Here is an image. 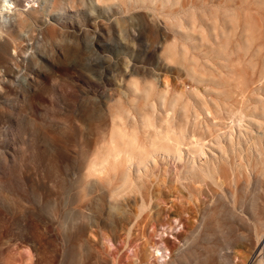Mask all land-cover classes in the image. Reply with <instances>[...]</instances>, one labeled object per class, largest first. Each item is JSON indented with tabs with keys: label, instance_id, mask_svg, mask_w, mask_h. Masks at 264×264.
Wrapping results in <instances>:
<instances>
[{
	"label": "rangeland",
	"instance_id": "374dc122",
	"mask_svg": "<svg viewBox=\"0 0 264 264\" xmlns=\"http://www.w3.org/2000/svg\"><path fill=\"white\" fill-rule=\"evenodd\" d=\"M84 2L96 15L73 14L81 31L66 34L74 41L65 51L66 63L77 60L89 77L100 80L108 73L116 84L105 90L116 97L108 107L111 130L107 140L101 134L94 145L89 177L96 176L91 166L117 141L126 147L134 139L147 151L126 126L137 113L146 128L148 120L158 130L165 120L173 128L179 120L189 126L196 120L194 126L203 129L196 136L203 138L213 117H224L229 108L243 106L264 119V0H119L107 7ZM31 4L0 0V28L14 33L11 51L0 55V189L7 190L12 208L8 215L0 212L6 233L0 238V264H32L22 244L28 239L41 264H55L64 236L78 244L81 264H264V127L249 129L255 139H242L228 162L221 161L219 186L192 176L187 161L157 156L141 177L132 171L128 185L125 180L116 188L110 202L94 203L87 195L73 202L65 195L55 150L49 148V159L42 161L35 130L69 133L63 93L71 95L75 85L65 81L61 95L46 92L47 103L28 97L21 61L31 53H16L35 38L18 41L16 29L21 17L36 19ZM63 11L57 5L54 15ZM89 18L92 25L86 28ZM158 50L175 75L149 66ZM70 103L74 108L75 101ZM69 171L64 165V173Z\"/></svg>",
	"mask_w": 264,
	"mask_h": 264
},
{
	"label": "clouds",
	"instance_id": "9594fccd",
	"mask_svg": "<svg viewBox=\"0 0 264 264\" xmlns=\"http://www.w3.org/2000/svg\"><path fill=\"white\" fill-rule=\"evenodd\" d=\"M117 3L119 0H92L93 7H107ZM57 5H60L61 9L64 10L61 16L54 15ZM30 6L37 9L34 13L36 19L29 20L21 17L22 22L16 29L20 34L16 38L18 41L21 38H25V42L29 38H35L34 43L23 50L18 48L16 53L17 57L21 51L31 53L28 58L21 61L25 73V83H29L31 90V95L28 97L33 100L39 99L41 103H47L46 92L56 91L58 95H61L63 93L61 85L65 81H72L75 85L71 95L63 93L67 120L65 126L70 131L67 135H60L54 129L37 128L35 135L39 157L42 161H47L50 155L48 149L55 150L54 159L59 162L61 174L65 175V195L69 196L73 202L78 195H87L93 199L94 203L110 202L112 193L124 183L132 172L133 165L138 164L142 167L145 161L152 160L155 155V152L152 151V144L157 139L154 136L155 128H146L138 113L135 117H130L126 126L130 133L135 131L138 139L145 142L148 146L147 151H142L139 144L133 149L130 144L124 147L122 143L117 141L121 155L114 166L110 162L107 176L89 177L88 160L94 145L101 134L107 140L111 130L108 107L109 104L115 103L116 97L114 94L110 96L105 90L115 89L116 84L108 79V73H105L104 78L100 80L96 76L89 77L88 72L83 70L77 60L73 63H66L65 51L74 47V41L67 40L66 34L72 33L79 36L81 31V25L79 21L74 19L73 14L88 10L90 17H92L96 13L92 11L89 5L85 4L84 0H66V2L65 0H35ZM7 10L8 6L5 5V11ZM91 25L92 20L86 19L84 26L90 28ZM38 33L43 36V39L38 38ZM13 34L4 28H0V55H7L11 51L10 36ZM100 50L99 45H97V51ZM151 55L153 60L149 66L157 67L158 65L157 70L163 74H176L172 68L166 67L165 63L161 62L159 50ZM8 88L12 89L10 86ZM37 88H39V93L36 91ZM4 91L8 93L5 87ZM71 101H75L74 108L70 103ZM22 110L23 108L20 111ZM39 111L40 109L36 107L35 112L38 113ZM197 122L194 120L193 126H189L188 123L179 120L176 127L168 131L167 138L163 135L158 138L159 145L176 143L181 137H194L203 131L202 128L194 126ZM159 123L163 125V115H161ZM215 124L216 120L213 117L214 130ZM160 150L164 151L165 148L161 147ZM64 165L70 169L66 174L64 173ZM6 191V189H0V212H3L4 215L10 214L12 210L11 206L6 203ZM5 234L4 226L0 223V238ZM32 243L31 239L22 241L23 247L31 257L32 264H41L40 252L32 246ZM81 260L80 250L74 238L62 237L60 246L55 253V264H81Z\"/></svg>",
	"mask_w": 264,
	"mask_h": 264
},
{
	"label": "bare ground",
	"instance_id": "6f19581e",
	"mask_svg": "<svg viewBox=\"0 0 264 264\" xmlns=\"http://www.w3.org/2000/svg\"><path fill=\"white\" fill-rule=\"evenodd\" d=\"M27 1L29 3L35 2V0H27ZM242 107L240 109L239 108L237 109L229 108V110L227 109L226 115H224V117L220 119H215L216 120L215 130H214L213 123L212 125L210 124V126H207L205 129L208 134L206 138L195 135L189 142H186V143L184 142L185 137H181L176 143H168L166 145H159L158 138L162 135L167 138L168 131L173 130L174 128L169 125L170 122H167V120H165L166 124L164 125L166 127L158 130L157 128L150 125L149 121L146 120L145 123L148 126V128H155L154 136L157 139L152 144V151L155 152V155L153 156L152 160L145 161L142 167L138 164L133 165L132 171L137 172L136 175L141 177L142 173H144L145 170L149 169L148 166L151 163V161L154 160L155 157L157 156L166 157L167 156V157H171L178 161H182V160L183 162L187 161V163L189 164V168H190L189 173L192 174V176L193 175L196 177L200 176L202 180L210 179L215 185L219 186L223 181V178H222L223 173L221 174V169H220L221 161L228 162L230 158V154H231L230 152L235 148L236 143L238 142L240 143L242 139H244L247 142H250L255 139V136L253 134H250L249 133L250 131L248 132L249 129H253V127L259 128V129L264 127V124H263L264 119H262L263 114L261 116L258 113H247ZM261 120H263V122ZM244 130L247 132H244ZM130 145L132 146L133 149H135L138 146V144H136V141L134 139H133V142L130 143ZM161 147L165 148V150L161 151L160 150ZM140 149L146 152V150H144L143 147L142 148L140 147ZM120 155L121 153H120V149L118 145L114 146L111 153L108 154L104 160H102L99 163L96 162L93 166H91L92 172L94 173V175L96 176L99 175L102 177L103 175L108 174L110 162H111V165L114 166L115 162L120 158ZM144 175L145 174H143V176ZM127 179L125 182L126 184H127ZM128 181H131V180H128ZM128 189H125V190H128ZM117 194L120 195L119 193Z\"/></svg>",
	"mask_w": 264,
	"mask_h": 264
}]
</instances>
